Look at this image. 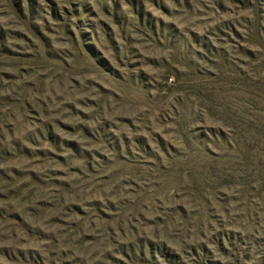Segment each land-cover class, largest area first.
Here are the masks:
<instances>
[{
	"label": "rangeland",
	"instance_id": "1",
	"mask_svg": "<svg viewBox=\"0 0 264 264\" xmlns=\"http://www.w3.org/2000/svg\"><path fill=\"white\" fill-rule=\"evenodd\" d=\"M263 174L264 0H0V264H264Z\"/></svg>",
	"mask_w": 264,
	"mask_h": 264
},
{
	"label": "trees",
	"instance_id": "2",
	"mask_svg": "<svg viewBox=\"0 0 264 264\" xmlns=\"http://www.w3.org/2000/svg\"><path fill=\"white\" fill-rule=\"evenodd\" d=\"M149 29H152L151 27ZM260 180H262L261 189L258 191L259 193H264V174L260 176ZM262 198V202H264V195L260 196ZM256 219V212L253 208H249L248 206L244 207V210L242 212L241 216V222L242 223V231L238 233L234 232H228L226 234H223L225 236L226 240L228 241V244L231 246L232 251H235L237 254L241 251L240 245L243 243L251 242L253 241L252 238V225L251 223L254 222ZM203 221L199 220L198 223H196V228L200 229L202 226ZM250 225V226H249ZM131 251H133V247L130 246ZM140 249V248H139Z\"/></svg>",
	"mask_w": 264,
	"mask_h": 264
}]
</instances>
